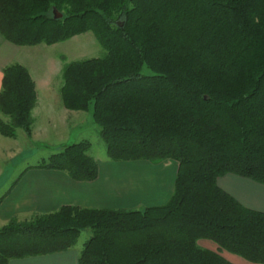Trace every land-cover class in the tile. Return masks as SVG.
<instances>
[{
	"label": "trees",
	"instance_id": "1",
	"mask_svg": "<svg viewBox=\"0 0 264 264\" xmlns=\"http://www.w3.org/2000/svg\"><path fill=\"white\" fill-rule=\"evenodd\" d=\"M86 32L105 55L63 66L62 105L90 114L111 161H176L173 193L138 210L12 218L0 264L68 251L86 229L78 264H233L222 252L264 264V213L216 184L226 174L264 184V0H0V35L13 45ZM35 102L28 70L6 67L0 135L30 136ZM90 147L71 142L34 167L94 181Z\"/></svg>",
	"mask_w": 264,
	"mask_h": 264
},
{
	"label": "crops",
	"instance_id": "2",
	"mask_svg": "<svg viewBox=\"0 0 264 264\" xmlns=\"http://www.w3.org/2000/svg\"><path fill=\"white\" fill-rule=\"evenodd\" d=\"M25 47L13 45L0 35V90L4 69L20 64L28 70L36 91L30 138L26 134L20 137V132L15 138L0 135V190L4 189L0 196V228L12 218L50 214L69 205L87 209H125L165 204L173 193L178 170L177 162L172 160L154 164L94 157L98 177L91 182L74 181L60 170L36 168L37 163L14 167L10 175L4 177L5 163L11 161L12 154L20 151L21 138L29 139L33 144L40 142L52 153L71 142L81 141L86 124L91 122L89 113L68 112L62 106L58 92L54 90L53 94L51 89L38 83L29 59L31 52ZM30 152L31 157L37 154L34 149ZM226 178L218 181L223 191L244 207L264 213V187L232 175ZM209 246L215 249L213 245ZM73 247L65 252L13 259L9 264H78L81 250ZM222 255L233 264H254L228 252H222Z\"/></svg>",
	"mask_w": 264,
	"mask_h": 264
},
{
	"label": "rangeland",
	"instance_id": "3",
	"mask_svg": "<svg viewBox=\"0 0 264 264\" xmlns=\"http://www.w3.org/2000/svg\"><path fill=\"white\" fill-rule=\"evenodd\" d=\"M23 47H25V46H23ZM25 48H27L31 52V55H29V59H30L31 64H33L34 76H36V78L38 79V83L41 84L42 86L44 85L45 89H48V88L51 89V92L53 94L55 93V91L58 92L59 97H60V88L63 84V82H62V68L65 64H68L71 62H76V61H82L85 59L100 58V57H103L105 55V51L98 44V42L96 41L95 37L93 36V34L91 32H86V33L74 36V37H72L66 41H63V42H60V43H57L54 45L48 46V45L40 44V45L32 46V47L27 46ZM25 57H27V56H25ZM60 99H61V97H60ZM66 110L70 113L71 112H73V113L83 112V111H72V110H68V109H66ZM0 119L4 122L7 121L6 118L1 113H0ZM56 121H58V119H56ZM31 130H32V127H31ZM98 130H99V128L97 126H95L93 123H91V122L87 123L86 127L84 129V136H83L84 138L81 139V141H89L91 144V147H90V150L88 152V155L93 157V158L95 157L96 159L100 160V159L105 158L107 155H106V146H105L104 142L101 140ZM18 132H20L19 133L20 137L24 136V134H25V133H23L22 130H17L16 134ZM30 136H27V137L30 138ZM78 142H80V141H78ZM49 146H51V145H49ZM33 149L37 152L35 157H31L32 152H30V150H33ZM61 150L50 153L48 151V148H46L45 145H43L42 143L37 142V143L33 144V142L29 141V139L27 140V139L21 138L20 151L12 154L11 155V161L7 160L5 163L6 164V170H5L4 177L5 178L8 177L10 175V173L13 171L14 167H20V166L25 167L28 164L40 163L41 161L46 160L51 154L59 153ZM33 159H35V160H33ZM172 161H174V160H172ZM154 164H158V163H154ZM16 174H18V171L16 172ZM227 175L240 177V176H237L234 174H226L225 177L221 176V178L219 177L216 181V184L218 187H219L218 181L222 180V178H224V180H226ZM240 178H244V177H240ZM244 179H247V178H244ZM247 180L264 187V184H262V183L253 181L251 179H247ZM2 190H4V189L0 190V196H1ZM0 199H1V197H0ZM144 208H145V206L142 205V206H138V207H133V208L127 207L125 209L124 208H122V209H124V210H138V209H144ZM34 216H36V215H34ZM34 216H27V217L21 216V218H19L17 220L22 222V221L30 220ZM91 234H92L91 230H89V229L82 231L73 248L75 250H77V249L81 250L83 248V244L90 238Z\"/></svg>",
	"mask_w": 264,
	"mask_h": 264
},
{
	"label": "water",
	"instance_id": "4",
	"mask_svg": "<svg viewBox=\"0 0 264 264\" xmlns=\"http://www.w3.org/2000/svg\"><path fill=\"white\" fill-rule=\"evenodd\" d=\"M53 14H54V18H61L62 15L60 13H58L56 10L53 11Z\"/></svg>",
	"mask_w": 264,
	"mask_h": 264
}]
</instances>
